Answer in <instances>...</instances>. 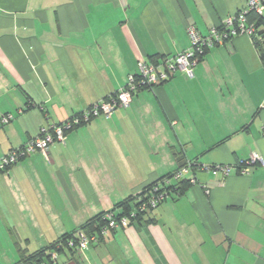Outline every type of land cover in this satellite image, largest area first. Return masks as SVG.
Returning <instances> with one entry per match:
<instances>
[{
  "label": "crops",
  "instance_id": "crops-1",
  "mask_svg": "<svg viewBox=\"0 0 264 264\" xmlns=\"http://www.w3.org/2000/svg\"><path fill=\"white\" fill-rule=\"evenodd\" d=\"M248 1L0 0V116L15 115L0 128V158L123 89L141 61L190 49L189 28L206 36ZM186 161L229 175L197 174L142 222L55 264H264V70L249 36L210 49L192 77L177 72L69 132L47 158L31 154L1 173L0 264Z\"/></svg>",
  "mask_w": 264,
  "mask_h": 264
},
{
  "label": "built area",
  "instance_id": "built-area-1",
  "mask_svg": "<svg viewBox=\"0 0 264 264\" xmlns=\"http://www.w3.org/2000/svg\"><path fill=\"white\" fill-rule=\"evenodd\" d=\"M264 6V0H249L244 8L239 10L235 15L229 17L224 21L227 26L228 32L226 34L219 33L215 30H211L210 34L206 38H201L198 32L194 28L188 29V35L191 40V46L199 45L205 47H211L213 45V40H216L217 43H222L221 36L235 37L239 34H244L249 36L253 32L252 27L245 25V14L247 11L254 10L256 13L261 14ZM236 25L235 28L233 25ZM192 48L177 54L175 57L167 58L164 64L154 66L151 63L141 61L138 65L137 75H130L127 80L126 86L119 90L114 97L108 98V100H101L95 103L90 111L83 113V118L87 120L89 117L98 118L104 117L109 118L113 112L119 106L126 107L133 94L139 91V87L144 85H150L151 87L159 85L161 82L169 79L174 73L183 72L188 77H192L193 69L198 64L196 60L192 59L193 53ZM20 113V111H19ZM13 115L5 114L0 116V128L8 124L13 120ZM73 123H77V119H73ZM71 122L64 121L61 126L48 125L40 129L39 137L28 141L25 146L20 150H13L7 153L5 156L0 158V170L5 169L6 167L13 166L18 163L19 159L22 157H28L31 154H41L44 158H47V151L51 145L54 143L63 144L65 142L64 131L69 128ZM258 161V158L254 155L248 160V166L240 167V174H247L250 169V165ZM241 165V164H240ZM218 172H221L223 176L229 175V168L226 166H206L200 163H196L194 170L192 168L183 167L173 176V180L181 179L187 175H190L191 182L196 183L197 174L201 173L204 175H216ZM156 191V189H154ZM168 197L167 194H159L158 196H152L149 199V205L152 208L157 207L159 203L164 201ZM143 210L145 206L141 207ZM107 227L102 230L103 236L108 235V229H119L126 228L128 226V221L126 218L120 219L118 222L115 221L111 214H107ZM75 237L78 239L77 250L83 251L89 248V246L98 243V240L95 237H87L82 232L75 234ZM72 246L71 243H69ZM55 259L56 256H53Z\"/></svg>",
  "mask_w": 264,
  "mask_h": 264
},
{
  "label": "trees",
  "instance_id": "trees-1",
  "mask_svg": "<svg viewBox=\"0 0 264 264\" xmlns=\"http://www.w3.org/2000/svg\"><path fill=\"white\" fill-rule=\"evenodd\" d=\"M235 15V14H234ZM245 25L248 27L253 28V32L250 35L251 42L257 52V56L259 58V61L261 63V66L264 70V18L262 17V14L256 13L254 10L247 11L245 14ZM235 24L233 27L235 28ZM236 29V28H235ZM212 30H215L219 33H224L226 34L228 32L227 26L225 23L221 25L218 28H213ZM211 32V30H210ZM209 32V34H210ZM199 34V33H198ZM208 34V35H209ZM200 35V34H199ZM200 35L201 38H206L208 37ZM222 38V43H217L216 40H213V45L211 47H205V46H200L195 45V46H190L192 49V59L196 60L197 63H199L202 58L205 56V54L212 48H215L220 45H225L229 41H231L234 37H229V36H221ZM166 57H154L151 59L150 63L154 66H158L160 64H164L166 61ZM176 73H174L172 76L169 77L171 79ZM137 73L135 74V76ZM169 79L163 81L166 82ZM161 82L160 84H162ZM152 88L150 85H144L143 87H139V91L142 89H150ZM116 93L113 95H110L109 97L105 98L104 100H108V98L114 97ZM94 105V104H93ZM91 105L89 108H87L85 111L67 119L66 121L71 122L70 126L68 129L64 131V136L75 130L76 128L88 123L90 120L94 119L93 117H89L87 120L83 118V113L86 111H90L92 106ZM23 111L22 109H19L17 111L18 114ZM11 114V113H7ZM5 115V114H3ZM13 117L15 118L14 114ZM13 118V119H14ZM73 119H77V123H73ZM64 122V121H63ZM58 124H51L55 126H61L62 123ZM40 135V132H39ZM39 135L37 137H39ZM36 138V137H35ZM33 138V139H35ZM32 140V139H31ZM26 144V143H25ZM21 146L20 148L14 149V150H21L24 146ZM13 151V150H11ZM24 157L20 158L19 161H21ZM18 161V162H19ZM198 163L196 161H191V162H183L179 168L174 171L171 174H167L161 178H158L156 181L152 182L151 184L145 186L139 194L135 196H130L121 201L120 203L116 204L115 207L112 210L101 212L92 218L88 219L84 224L79 226L77 229H75L71 233L63 234L60 236L56 241L52 242L46 247H43L41 249H38L30 254H27L25 251L18 249V255L19 259L15 264H55L57 256L62 253H68L71 254L72 256L79 253L77 250L78 247V239L75 237V234L78 232L84 233L87 237H95L98 242L103 240L106 236H103L102 230L107 227V219L106 215L111 214L113 219L115 221H119L122 218H126L128 221V226H131L135 223H140L142 222L148 215L149 213L154 209L150 207L149 205V199L152 196H158L159 194H167L168 196L171 193H175L177 196L182 195L187 189H189L194 183L191 182V177L190 175H187L181 179L178 180H173V176L175 175L176 172H178L181 168L183 167H189L192 168V171L194 170L195 164ZM241 166H246L248 164L247 161H241L240 162ZM238 164V166L240 165ZM12 166L6 167L3 170H0V174L7 172ZM156 189V191H154ZM160 204V203H159ZM145 206V209L143 210L141 207ZM118 211V212H117ZM148 220H146L147 222ZM127 226V227H128ZM116 229H108V235L113 232ZM69 243L72 244V246L69 245ZM53 256H56L54 259Z\"/></svg>",
  "mask_w": 264,
  "mask_h": 264
},
{
  "label": "rangeland",
  "instance_id": "rangeland-1",
  "mask_svg": "<svg viewBox=\"0 0 264 264\" xmlns=\"http://www.w3.org/2000/svg\"><path fill=\"white\" fill-rule=\"evenodd\" d=\"M257 163V162H256ZM255 165V163L253 164V165H250L249 167H253ZM246 166H248V165H246ZM100 242V241H99ZM98 242V243H99ZM97 244V243H96ZM95 245V244H94ZM1 254V253H0ZM5 262V261H4ZM3 263V262H2Z\"/></svg>",
  "mask_w": 264,
  "mask_h": 264
}]
</instances>
